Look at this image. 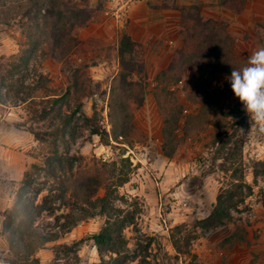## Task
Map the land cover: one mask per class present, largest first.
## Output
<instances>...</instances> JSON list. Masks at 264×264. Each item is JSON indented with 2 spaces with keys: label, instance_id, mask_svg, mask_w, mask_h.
<instances>
[{
  "label": "rangeland",
  "instance_id": "rangeland-1",
  "mask_svg": "<svg viewBox=\"0 0 264 264\" xmlns=\"http://www.w3.org/2000/svg\"><path fill=\"white\" fill-rule=\"evenodd\" d=\"M72 1L83 6L82 0ZM88 2L93 9V19L84 28L91 23L101 24L103 37L80 40L83 28L79 29L80 44L65 60L58 62L40 55L32 60L26 85H37L39 76L43 75L42 88L34 94L39 100L64 95L72 87L78 69L81 80H90L81 98L82 110L88 117L96 113L98 125L110 135L109 144L92 135L89 127L78 123L81 127L77 130L76 141L67 134L58 145L61 153L68 146L71 155L110 165L117 162L116 173L122 169L121 160H129L131 166L125 171L129 172L130 180L118 188L117 195L122 199L115 202L116 206L137 213L135 226L124 232L128 248L137 254L127 264H264V173L257 180L253 175L254 164L264 161L263 127L235 97L227 79L230 75L215 72L212 65H193L184 70L178 83L168 87L173 94L171 101H176L183 109L178 129L181 141L172 157L164 154L163 116L155 98L157 76L169 66L179 50L188 47L186 42L197 41L199 34H203L204 22H213L212 34L206 31L203 35L204 48L211 50L210 46H214L218 38L216 32L222 36L223 43L217 41V46L228 49L230 57H234L233 67H244L248 57L264 47V0ZM139 3L141 6L147 4L151 9L150 22L153 26L158 22V27L152 26V37L137 49L143 69L134 80L143 86L144 92L140 106L133 99L129 102L134 129L126 137L114 138L111 135L110 94L113 78L120 71L116 52L118 40ZM197 16L203 23L192 21ZM20 22L19 18H10L6 23L0 14V57L20 54L25 40ZM209 59L212 62L213 56ZM75 98L76 95H71L66 100L65 113L76 110ZM203 110H206L205 114ZM79 117L78 114L76 118ZM185 125L189 131L187 136L183 131ZM31 127L48 131V121L45 124L32 121L26 105L0 104V264H13L11 260L15 259L2 234L4 214L12 209L25 173L33 164H43L44 156L51 150L50 142H39L30 132ZM228 137H232L231 144L220 154L221 145ZM239 139L243 140L242 152L234 163L226 162L233 143ZM239 163L245 170L246 182L253 187L252 195L232 212V223L210 230L196 229V223L209 216L220 190L233 182V170ZM110 170H113L112 166L107 168ZM53 185L54 180L41 172L29 188V195L41 190L39 202ZM104 194L102 188L99 196ZM55 204V216L44 214L35 224L36 231L41 234L58 235L57 241L37 252L41 264L52 261L54 248L58 245L74 244H78L80 261L69 258L60 264H104L90 237L100 231L105 217L89 219L62 234L60 225L65 220L62 216L71 211L58 201ZM177 226H183L181 232L176 230ZM239 227L245 231V240L228 242L226 239ZM189 232H192L190 253L179 255L173 247L172 237L183 238Z\"/></svg>",
  "mask_w": 264,
  "mask_h": 264
},
{
  "label": "trees",
  "instance_id": "trees-1",
  "mask_svg": "<svg viewBox=\"0 0 264 264\" xmlns=\"http://www.w3.org/2000/svg\"><path fill=\"white\" fill-rule=\"evenodd\" d=\"M82 2L83 6L72 0H0V14L5 22L7 23L10 18H19L25 39L19 55L10 58L0 57V104L26 105L32 121L44 124L48 121V131L41 132L34 127L29 130L39 142H50L51 145L50 152L44 156L43 164H33L25 173L12 209L4 214L2 234L8 242L10 253L15 257L11 260L13 264H41L36 257L37 252L58 240V235L41 234L35 229L36 222L44 214L55 216L57 201L71 211L62 216L65 219L60 225L62 234L70 232L89 219L105 217L100 231L90 237L102 263L127 264L130 259L137 256L136 251L128 248V240L124 234L128 227L135 226L137 213L115 205L116 201L122 199L117 195L118 188L130 180L129 172L125 171L131 166L129 160H121L122 169L120 173H116L117 162L110 165L100 160H87L82 156L71 155L68 146L63 153L59 149L58 143L64 141L67 134L76 141L77 130L81 127L78 123L89 127L92 135L99 136L106 145L109 144L110 135L98 125L96 113L88 117L82 110L81 98L90 80H81L78 69L72 87L64 95L46 96L39 100L34 94L42 88L43 75L39 76L37 85L32 87L26 85L30 76L29 68L35 57L48 56L61 62L80 44L77 31L86 27L93 19V9L88 0ZM192 21L197 24L203 23L199 16L192 18ZM212 24L213 22H204L201 27L203 34H199L197 41L191 40L190 44L186 42L188 47L179 50L169 66L157 76L155 98L163 116L164 154L168 157L173 156L177 143L181 141L178 138V129L179 119L183 114L182 106L176 101H171L173 94L168 87L172 83H178L184 70L193 65L202 64L207 67L212 65L215 72L228 75L235 69L232 65L234 57H230L229 50L220 49L216 44L222 43L220 34L213 31L215 37H218L217 40L213 38L216 43L210 46L211 50L204 48L203 35L206 31L212 34ZM188 36L191 38V33H188ZM138 46L129 33L121 32L117 48L120 71L113 78L110 94L111 135L114 138L126 137L134 129L129 102L133 99L140 106L143 101L144 88L134 80V76L142 73L143 69L137 58ZM210 56H213L212 62ZM71 95H76L77 107L73 112L65 113L63 109ZM205 112L206 110L202 111L203 114ZM202 113L200 112V115ZM78 114L80 117L76 118ZM77 120L80 122H75ZM183 131L184 135L189 134L186 125ZM232 137H228L222 143L219 153L225 146L231 144ZM242 147L243 140H236L225 158L226 162L234 163L242 152ZM91 163L96 169L90 167ZM109 166H112L113 170L107 171ZM224 169L227 170V167L224 166ZM233 171V182L220 190L209 216L198 221L196 229L210 230L232 223V212L252 195L253 187L245 180L243 166L239 163ZM41 172L49 175L54 180V185L38 202V195L42 191L38 190L35 195H29L28 190ZM262 173L264 161H257L253 166L254 179L257 180ZM102 188L105 189V194L99 196ZM182 229L183 226L176 227L180 232ZM236 230V233L226 239L228 242L235 243L244 239V229L239 227ZM191 234L192 232H189L183 238L172 237L173 247L179 255L190 253L188 247L192 240ZM149 241L151 242L150 239ZM78 251V244L58 245L54 248V258L49 264H60L69 258L80 261Z\"/></svg>",
  "mask_w": 264,
  "mask_h": 264
},
{
  "label": "clouds",
  "instance_id": "clouds-1",
  "mask_svg": "<svg viewBox=\"0 0 264 264\" xmlns=\"http://www.w3.org/2000/svg\"><path fill=\"white\" fill-rule=\"evenodd\" d=\"M227 79L244 110L264 127V47L255 50L244 67L232 69Z\"/></svg>",
  "mask_w": 264,
  "mask_h": 264
},
{
  "label": "crops",
  "instance_id": "crops-1",
  "mask_svg": "<svg viewBox=\"0 0 264 264\" xmlns=\"http://www.w3.org/2000/svg\"><path fill=\"white\" fill-rule=\"evenodd\" d=\"M139 4V6H137V8H135V10L132 12L130 23H128V26L125 27L123 31L129 33V35L135 42H137L139 45H142L147 43L149 37H152V26L154 24L152 25V23L150 22L149 15L151 14V9L148 8L147 4L143 3V6H141V3ZM156 26L158 27V22H155V26H153V28ZM111 28L112 26H109V29ZM102 29L103 27L101 24L91 23L87 28H83L80 31V40H84L90 37L101 38V36L103 37L104 35ZM154 35H156V33H154ZM158 35L161 34L158 33ZM117 36L115 38H117Z\"/></svg>",
  "mask_w": 264,
  "mask_h": 264
}]
</instances>
